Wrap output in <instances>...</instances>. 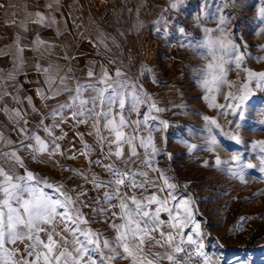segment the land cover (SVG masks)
Masks as SVG:
<instances>
[{
	"label": "snow or ice",
	"instance_id": "obj_1",
	"mask_svg": "<svg viewBox=\"0 0 264 264\" xmlns=\"http://www.w3.org/2000/svg\"><path fill=\"white\" fill-rule=\"evenodd\" d=\"M53 3L59 4V0ZM231 3L234 5L235 0ZM184 4L185 0H168L165 11L180 10ZM228 6L229 0H224L217 12L222 13ZM47 7L52 8L53 4ZM34 15L33 23L46 27L57 23L54 17L41 12ZM257 16L264 20V6L258 9ZM195 19L199 26L201 17L197 15ZM155 23L156 32L167 37L168 18L161 14ZM229 24L230 18L220 14L216 27L203 28L204 38L195 41L183 27L178 29L188 41L182 47L203 54L205 59L210 57L204 68L195 70L194 76L204 90L207 106L217 110L216 116L203 115L202 128L192 132H198L203 144L189 143L184 138L180 142L189 155L200 151L211 156L201 162V167L214 168L246 184L247 170L257 169L264 174V139L250 143L258 164L244 152L232 149L249 143L241 135L242 130L264 132V119L250 123L253 112L264 117V100L258 96L264 93V70L249 67L248 45L235 42ZM142 27L139 20L133 25L137 32ZM57 34L62 35L59 30ZM19 40L18 36L13 64L16 71L24 63L25 48ZM107 41L101 31L90 43L110 51ZM33 43V50L41 56L42 48H52L38 37ZM112 43L119 47L115 38ZM259 48L264 52V44ZM255 59L264 64V55ZM109 63L115 61L110 59ZM99 68L97 72L95 64H90L87 82L76 81L70 86L73 78L67 73L61 75L52 64L42 67L37 63L44 85L36 95L48 111L38 108L32 96H12L19 107L0 106V113L7 116L18 137L13 141L0 130V264H219L221 257L206 251L205 240L210 234L196 218L199 210L194 198L191 194L180 195L181 186L171 170L158 166V156L172 159L165 135L170 124L159 116L170 109L161 107L140 79L152 70L142 66L140 75L133 79L120 67L114 72L103 64ZM233 72L235 80L229 78ZM15 78V72L8 73L7 80ZM152 83L160 81L153 75ZM65 94L67 99H58ZM10 95L4 91L0 102ZM218 96L223 97L224 103L217 102ZM50 100L56 103L49 106ZM24 101L31 112L24 107ZM173 107L184 109L185 105ZM31 114L40 117L35 128L30 127ZM133 115L136 119H132ZM69 124L73 128L91 126L88 134L96 137L98 158L92 159L94 149L80 132L75 133L79 148L75 142L70 149L62 148L60 142L67 136L64 126ZM105 131L107 135L103 134ZM220 150L227 153V158L221 157ZM22 153L37 164H52L70 173L69 182L79 179L82 183L69 188L64 182H53L30 170ZM79 157L87 161L88 168L81 170L61 162ZM92 166L99 167L104 175L93 171ZM251 219L241 216L230 234ZM94 225L104 226L112 235H105Z\"/></svg>",
	"mask_w": 264,
	"mask_h": 264
},
{
	"label": "rangeland",
	"instance_id": "obj_2",
	"mask_svg": "<svg viewBox=\"0 0 264 264\" xmlns=\"http://www.w3.org/2000/svg\"><path fill=\"white\" fill-rule=\"evenodd\" d=\"M224 0H185L180 10L172 11L169 20L168 36L157 33L156 21L161 14L165 16L168 0L156 3L154 10L160 13L158 18L148 21L146 34L139 39V49L130 47L131 58L136 52L152 71L146 72V89L159 102L161 107L170 109L160 113L161 119L167 120L170 127L165 134L167 137V151L172 153L168 160L160 155L161 168L170 169L180 184V195L191 196L198 208L197 220L202 222V229L210 235L205 240L206 251L220 256L219 264H264V179L257 169L246 171V184L240 183L214 168L201 167V162L211 159L205 152H194L189 155L187 148L180 142L181 138L189 143L203 144L200 135H193L203 126V115L216 116L217 110L209 108L204 100V90L197 83L194 72L202 69L209 62L203 54L182 47L187 40L178 31L183 27L191 34L193 40L204 38L203 28L214 29L218 16L226 15L230 18L228 30L231 31L235 42L248 45V65L255 70H264V64L257 63L255 57L264 55L259 45L264 44V20L258 18V9L264 6V0H229V6L223 8L222 13L217 12L218 6ZM205 5H207L205 7ZM201 17L200 25L196 23V16ZM166 17V16H165ZM216 35V33H213ZM204 53V50H201ZM153 75L159 84H153ZM229 78L237 79L235 73H229ZM264 100V93H258ZM218 103H224L223 97H217ZM185 105L184 109L174 108L173 105ZM223 119L222 117L220 118ZM264 119L258 112H253L251 121ZM241 135L248 141L247 145L234 146L232 151H242L253 163L258 161L251 153L250 143L254 140L264 139V132L242 130ZM160 141L157 136V144ZM222 158L227 153L220 150ZM190 183H187L189 182ZM187 183V187L184 185ZM247 198V199H246ZM241 216L253 217L246 220L241 227H237L230 234V229L237 224ZM217 244L221 245L217 247Z\"/></svg>",
	"mask_w": 264,
	"mask_h": 264
},
{
	"label": "crops",
	"instance_id": "obj_3",
	"mask_svg": "<svg viewBox=\"0 0 264 264\" xmlns=\"http://www.w3.org/2000/svg\"><path fill=\"white\" fill-rule=\"evenodd\" d=\"M160 2L162 0H59V4H55L53 0H0V52L7 53V55H0V94L4 91L11 93L10 96L4 98L3 102H0V106L7 104L9 107H19L13 101L12 96H19L21 99L25 96H32L33 103L38 108L44 112L48 111L43 108L40 98L36 95L37 89L44 85V76L36 70L37 63L42 67L52 64L59 68L61 75L67 73L69 77L73 78L69 81L70 86H74L76 81L87 82V71L92 63L95 64L97 72H99L101 64L107 66L110 72H114L117 67H120L129 77L135 79L140 75L144 63L141 54L136 52V57L131 58L128 50L132 46L131 44H133L132 47L139 49L138 42L146 34L148 21L160 16V13L154 10L156 3ZM50 3L53 4L52 8L47 7ZM113 6L116 7L115 17L110 22H105L103 17ZM137 10H139L138 15ZM36 12H41L49 18L54 17L57 23L51 27L33 23ZM137 20L143 23L139 32L133 28ZM57 30L62 35H58ZM101 31L108 37L107 43L110 51L102 47L98 49L93 43H90V40H95ZM18 36L25 51L23 66L19 71H16L13 64ZM37 37L52 45L50 51L41 49L43 56L33 50V42ZM112 38L116 39L119 47L112 43ZM110 59L115 63L110 64ZM9 72H15V80H7ZM145 75L146 73L140 79L146 89ZM58 99L61 101L67 99V94L58 97ZM55 103V100L48 101L49 106ZM24 107L28 108L27 101H24ZM28 110L31 112L30 108ZM39 119L38 115L31 114L29 116L30 127L35 128ZM132 119H136L135 115L132 116ZM0 130L13 141L18 139L7 116L3 113H0ZM64 131L67 132V136L60 142L62 148L70 149L73 142L79 148L80 141L75 133L80 132L84 134L85 140L94 149L92 159L99 157L100 150L96 145V137L88 134L92 131L90 125L73 128L69 124L64 126ZM57 134L59 135V132ZM103 134L107 135V132L105 131ZM68 154L70 153L66 152V155ZM22 155L30 170L47 176L53 182H64L69 188L82 183L79 179L69 182L67 177L70 173H65L52 164H37L28 158L27 153H22ZM157 160L159 163L161 162L159 156ZM61 162L81 170L89 167L83 157H79L75 161L64 159ZM158 166L161 167L160 164ZM92 170L104 175L99 167L92 166ZM94 227L105 232V235H112L111 231L102 225H94Z\"/></svg>",
	"mask_w": 264,
	"mask_h": 264
},
{
	"label": "built area",
	"instance_id": "obj_4",
	"mask_svg": "<svg viewBox=\"0 0 264 264\" xmlns=\"http://www.w3.org/2000/svg\"><path fill=\"white\" fill-rule=\"evenodd\" d=\"M115 14H116V7L115 6H113L105 15H104V17H103V20L105 21V22H110L114 17H115ZM172 14H173V12L172 11H167L166 12V14H165V16L166 17H171L172 16Z\"/></svg>",
	"mask_w": 264,
	"mask_h": 264
}]
</instances>
